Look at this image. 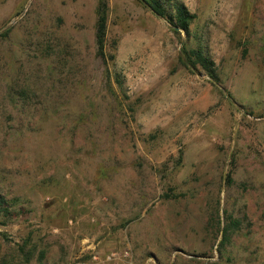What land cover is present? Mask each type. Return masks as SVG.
Wrapping results in <instances>:
<instances>
[{
	"label": "rangeland",
	"instance_id": "rangeland-1",
	"mask_svg": "<svg viewBox=\"0 0 264 264\" xmlns=\"http://www.w3.org/2000/svg\"><path fill=\"white\" fill-rule=\"evenodd\" d=\"M180 1L0 0V264H264V0Z\"/></svg>",
	"mask_w": 264,
	"mask_h": 264
},
{
	"label": "trees",
	"instance_id": "trees-1",
	"mask_svg": "<svg viewBox=\"0 0 264 264\" xmlns=\"http://www.w3.org/2000/svg\"><path fill=\"white\" fill-rule=\"evenodd\" d=\"M146 4L155 14L164 17L173 26L179 27L184 31L185 35H189V24L195 17L180 0H141ZM97 20L95 26V39L97 46V54L101 58H105V35H106V13H107V0H97ZM181 62L190 68H196L199 64L207 71L213 81H217L219 76L215 69L213 59L204 51L202 46L186 47L182 46ZM7 201L0 195V211L8 212ZM225 223L220 228V221L218 218L217 230L222 235L220 244L223 245L225 241L229 240L233 232L240 229L242 219L235 217L228 213L225 216Z\"/></svg>",
	"mask_w": 264,
	"mask_h": 264
},
{
	"label": "built area",
	"instance_id": "built-area-1",
	"mask_svg": "<svg viewBox=\"0 0 264 264\" xmlns=\"http://www.w3.org/2000/svg\"><path fill=\"white\" fill-rule=\"evenodd\" d=\"M94 257H96V256H94Z\"/></svg>",
	"mask_w": 264,
	"mask_h": 264
}]
</instances>
